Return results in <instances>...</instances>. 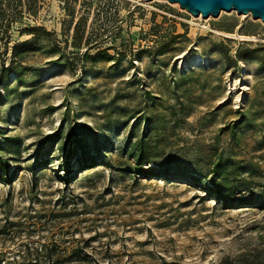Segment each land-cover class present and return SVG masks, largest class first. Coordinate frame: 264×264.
Listing matches in <instances>:
<instances>
[{
    "label": "rangeland",
    "instance_id": "rangeland-1",
    "mask_svg": "<svg viewBox=\"0 0 264 264\" xmlns=\"http://www.w3.org/2000/svg\"><path fill=\"white\" fill-rule=\"evenodd\" d=\"M139 137L172 176L134 171ZM218 156L264 190L260 19L167 0H0V264H264V205L222 206L196 174Z\"/></svg>",
    "mask_w": 264,
    "mask_h": 264
},
{
    "label": "trees",
    "instance_id": "trees-1",
    "mask_svg": "<svg viewBox=\"0 0 264 264\" xmlns=\"http://www.w3.org/2000/svg\"><path fill=\"white\" fill-rule=\"evenodd\" d=\"M247 24L255 25L252 22H248ZM78 31L79 28L77 26L75 28V40L78 37ZM29 42V40H26L12 47L13 59L16 58L18 62L21 61V49L26 46ZM244 44L245 43H243V45ZM98 54L99 52H97L95 55L87 54L86 58L90 56L89 58H91L92 61H95ZM236 56L238 60H245L244 56L240 55V53H237ZM61 64L66 65L67 68H69L70 70L79 69V71H82L85 68L83 67V61L77 62L75 60L66 59L64 62H61ZM7 68V72L12 70V67L10 66ZM139 118L140 114L133 117L136 122L139 120ZM56 136V130L53 131L50 135H48V140L50 144H53L55 142ZM68 142L69 145L72 146L71 151L73 149L78 148L77 140L73 136L69 138ZM155 143H151L149 138L144 140V137H139L135 141L130 142L129 151L127 153L129 154L131 161L133 160V167L131 162H129L128 167H132L134 171L142 174L144 178H157L162 181L165 180L167 176H172L173 172H171L170 170V162L172 161L168 155L160 154L159 156L160 152L157 150H153L154 147L157 146L155 145ZM64 158L65 161L70 164L71 159L69 158V155H65ZM150 158H152L153 163L156 167L154 169L149 170L142 169V166L144 164L143 159L150 160ZM90 160L91 159H89L88 157H83L82 161H80V163L83 164L82 166L84 169L92 167V163ZM122 164H126L125 161ZM73 169L74 167L69 168V170L67 171V175H70V173L74 171ZM196 174L202 175L204 181V188L214 197V201L219 202L222 206H231L233 204L232 202L234 200V197L236 196H239L238 200L236 201V204L240 205L239 207L246 208L264 205V190L256 188L255 185H253L250 181L246 180L245 177L241 179L236 177H229L228 174L224 173V165L220 156H218L216 161L211 163L210 168L206 171V173H200V171L197 170ZM240 184H243L244 187L237 189ZM48 260L49 261L47 262H34L33 264H55L56 262L52 261L51 259Z\"/></svg>",
    "mask_w": 264,
    "mask_h": 264
},
{
    "label": "water",
    "instance_id": "water-1",
    "mask_svg": "<svg viewBox=\"0 0 264 264\" xmlns=\"http://www.w3.org/2000/svg\"><path fill=\"white\" fill-rule=\"evenodd\" d=\"M178 3L180 8L190 13L206 18L209 15L217 17L221 10H236L238 15L250 13L253 20L264 22V0H167Z\"/></svg>",
    "mask_w": 264,
    "mask_h": 264
},
{
    "label": "bare ground",
    "instance_id": "bare-ground-1",
    "mask_svg": "<svg viewBox=\"0 0 264 264\" xmlns=\"http://www.w3.org/2000/svg\"><path fill=\"white\" fill-rule=\"evenodd\" d=\"M190 13V12H189ZM243 14H245V15H250L249 13L247 14V13H243ZM196 17H200L201 18V14L199 13V14H197V15H195ZM244 16V15H243Z\"/></svg>",
    "mask_w": 264,
    "mask_h": 264
}]
</instances>
